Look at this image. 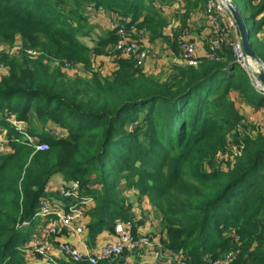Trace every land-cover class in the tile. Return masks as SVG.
<instances>
[{"label":"trees","instance_id":"1","mask_svg":"<svg viewBox=\"0 0 264 264\" xmlns=\"http://www.w3.org/2000/svg\"><path fill=\"white\" fill-rule=\"evenodd\" d=\"M29 1L26 8L21 0H0V37L16 36L36 51L60 54L65 42L56 41L53 33L68 24L63 11L39 18ZM156 1L163 0H79L82 5L70 9L67 19H85L84 5L89 17L101 7L115 16L117 27L143 28L152 40L166 26ZM240 1L253 34L252 49L264 63V38L257 37L264 26V0ZM106 39L115 43L118 36L110 31ZM68 46L84 49L71 39ZM62 56L68 57L66 51ZM7 65V75L0 78V110L19 111L22 120L30 109L43 113V121L58 123L66 136L40 133L46 151L13 144V152L0 155V264H24L19 243L28 239L39 198L54 175L68 171L65 181L78 179L95 202L100 188L90 186L85 176L93 167L114 180L121 172L138 177L136 186L156 203L163 252H182L186 264H211L231 250L237 251L233 264H264V139L241 140L233 164L204 170V162L242 120L232 95L253 106L264 103L232 62L229 49L217 61L204 58L196 67L175 66L164 80L146 75L128 58L118 60L104 78L94 75L72 84L41 58L23 56ZM103 178L102 204L93 203L86 211L94 217L92 234L112 231L118 221L134 222L128 208L112 198L115 183Z\"/></svg>","mask_w":264,"mask_h":264},{"label":"rangeland","instance_id":"2","mask_svg":"<svg viewBox=\"0 0 264 264\" xmlns=\"http://www.w3.org/2000/svg\"><path fill=\"white\" fill-rule=\"evenodd\" d=\"M234 1L237 3L239 10L242 11V2L240 0ZM21 2H23L22 5L27 8L28 5L27 3H25V0H21ZM29 2H31V5L28 8L32 11H35L34 14L39 18L42 17L43 19H46L45 15H51V13L57 12L55 10L63 11V16L66 17V22L68 24L65 25L61 30L53 33V35L55 36L54 39H56V41L63 40V42H65L60 46L62 48V52L66 51L68 57H63L62 52L57 55L44 54L43 52H41V50L36 51L30 47L22 45V42L16 36L8 35L6 37H0V77L7 75V64H15L19 62L20 58L23 56L32 60L41 58L43 60V64L48 65L51 70L59 69L60 72L64 75L65 80L70 84L75 83V81H87L94 75L104 78L115 70L118 60L124 58H128L130 60L132 59L135 62L136 67L141 69V71L143 72V67L145 66L146 61L151 57V48L145 59L138 60L136 59V57H126L122 53L118 52L114 48V42H106V36L108 32H110L108 31L107 24L112 23L115 16L113 14H109L103 8V10L100 12L94 9L92 11L93 15L91 14V16L89 17L87 15L89 11L87 8L88 5H84L83 10L86 16L85 19L76 17L72 20H68V11L73 7L77 8L82 5V2L79 3V0H31ZM56 4H59L60 8L56 6ZM159 5H161V10L158 12L159 14H161V16L164 17L166 21V26L165 28H163L159 36L161 38L167 31L171 36H175V34L184 27L190 28V25L188 23L190 14H192L193 12L199 13L203 9L204 1L199 2L197 0H163L154 2L155 7ZM167 6H169V10L166 9ZM162 9H166V12H164ZM196 10L200 11L197 12ZM95 12H97V14L101 17H96L95 19ZM257 20L258 19H255V21ZM131 29H133V34H131L130 38L138 40L142 37L143 34H146L148 41H151V39H149V34L143 28L131 27ZM252 37L253 35L251 34L250 39H252ZM70 39L83 46L84 49H72L70 46H68V40ZM42 42L43 40L41 41V43ZM166 57L167 56H164V58ZM172 66L173 65H169V67ZM162 67L163 65H160L159 72H157V74H155L153 77H155L156 79L164 80L167 76H169L170 73L166 74L165 69H163ZM106 72L108 73L105 74ZM246 106L248 107L249 113L243 114L239 126H237L234 132L229 135L225 144L218 150L214 157L204 162V170L210 171L214 169H221L225 168L227 163L233 164L235 159L238 158V155L235 154L232 150L229 151L231 145H236L241 142V140L248 137L255 138L257 136L264 139L263 129L256 128L252 125V120H255L257 118V109H259V107L253 106L248 103ZM18 112L19 111L15 110H0V133L3 132L8 136V132L11 131V140L23 136V131L28 136H30L31 140L38 139L37 137L40 133H44L46 136H50L52 138H61L66 136V132L59 126L58 123L43 121V113H37L30 109L27 118L25 120H22L18 119ZM48 123L51 124L49 126H45ZM9 152L7 151L6 153H4V155L9 154ZM223 152L227 153L225 158H221V154ZM67 172L68 171H63L60 174L66 175L68 174ZM85 176H89V178H87L89 180L88 184L90 186H93L95 189L100 188L95 197L94 204L96 205V207H99L104 200V193L102 188L104 186H100V183L104 181L103 177H105V179L111 184L115 183L114 187L110 189V192L112 193V198L116 203L121 201L118 204L119 206H122L121 208H128V211H131L133 209H139L141 205L146 208L147 206H150L151 209L149 210V215L152 218L151 220L154 221L158 218V214L155 211L156 203L154 201H149L148 197L141 193V190L136 186V184L138 185L139 183V180L137 179L138 177L134 174L130 172H121L114 180L112 175H106V173H104V171H101L100 168L93 167L87 171V174H85ZM54 181L55 180H51V183H54ZM129 214L130 216L132 215L131 212ZM93 218L94 217L89 219V224L92 223L91 221L93 220ZM30 229L32 230V228L30 227L28 228V231ZM158 234H161V232L158 231ZM223 236H229V228H227V230H224ZM56 237L57 235L55 236V238ZM26 244L27 243H19L20 248L18 250L21 251L24 264L32 263L36 260V257H34L31 251V248H33L34 246V241L32 240L28 243V245ZM53 246L54 245L51 243L52 248ZM52 255L54 256V252H52ZM220 257L221 255L218 257L217 261L220 260ZM207 258L209 259V257ZM56 259L58 264H76L66 262V260L63 259L62 256L57 257ZM211 264L217 263L216 261H213ZM231 264H233V262Z\"/></svg>","mask_w":264,"mask_h":264},{"label":"built area","instance_id":"3","mask_svg":"<svg viewBox=\"0 0 264 264\" xmlns=\"http://www.w3.org/2000/svg\"><path fill=\"white\" fill-rule=\"evenodd\" d=\"M99 12L102 8L96 9ZM102 14V13H100ZM204 19L210 25V34L207 48L203 57L198 55L196 40L189 27H184L173 36V41L178 51V58L183 66L196 67L202 59L218 60L222 48L228 45L230 56L234 65L241 69L247 76L251 87L257 91L258 81L254 74V69L249 60L244 56L241 49L239 36L236 26L229 12L220 2V0H206L203 6ZM96 17H101L95 12ZM108 31H115L118 39L114 43V48L124 56L136 57L143 60L147 57L150 46L146 34L138 40L130 38L133 29L117 27L114 22L107 24ZM251 36V35H250ZM258 92V91H257ZM263 96L264 92H258ZM261 114L252 125L264 130V103L261 106ZM18 127V126H17ZM20 130V129H18ZM31 146L34 151H46L48 145L40 140H31L23 131L20 138L8 137L5 133H0V155L13 152L12 145ZM234 151L239 155L240 150L237 145H231L229 151ZM226 152L221 154L225 158ZM58 199L52 200L41 196L33 219H39L47 222L46 226L37 235L34 240V246L31 248L35 261L27 264H58L57 259L52 255L54 238L61 232L74 235H81L85 230L86 211L93 205L94 200L90 194L83 192L81 183L78 179H71L59 187L57 190ZM26 223H23V225ZM115 242H105L100 245L94 253L81 251L66 242H58L56 250L70 263L87 262L88 264H127L122 261V256H143L147 252H153L158 256L161 246L156 237L152 234L140 233L132 220L118 221L113 227ZM237 251L225 252L217 264H231ZM171 257L170 264H186L187 257L182 252L178 254L163 255ZM215 263V262H214Z\"/></svg>","mask_w":264,"mask_h":264},{"label":"crops","instance_id":"4","mask_svg":"<svg viewBox=\"0 0 264 264\" xmlns=\"http://www.w3.org/2000/svg\"><path fill=\"white\" fill-rule=\"evenodd\" d=\"M166 9L169 10V6H167ZM166 9L164 10L162 9V10L166 12ZM196 11L199 12L200 10H196ZM188 23L190 25V30H192V33L196 40V44L198 47V55L200 57H203L207 48L209 34L211 31L209 23L204 19L203 9L199 13L193 12L192 14H190ZM257 37L264 38V26H262V28L260 29L259 33L257 34ZM174 44L175 43L173 41V36H171L168 33V31L165 32L161 38L157 37L149 41V46L152 50V54L151 57L146 61L145 66L143 67V72L146 75L154 76L155 74H157V72H159L160 65H163L162 68L165 69L166 74L171 73L172 68L175 66H183L178 58V51L176 49V45ZM225 48L229 49L228 45L224 46L221 52ZM164 56L167 57L164 58ZM169 65H173V66L169 67ZM107 73L108 72H106L105 74ZM232 98L235 102L236 107L240 110L242 116L244 113H249L248 107L246 106L247 104L245 103L244 100H242L235 94H233ZM260 109L261 106H259V109H257V117H259V115L261 114ZM63 175L64 174H60V173L56 174L53 177H51V179L48 181L44 190V195L46 196V198H50L52 200L58 199L57 190L63 184V182H66ZM51 180H55L54 183H51ZM93 207L94 204L90 208ZM140 208L129 211V213L130 212L132 213L131 219L134 220L135 228L140 233H144V234L149 233L154 235L161 246L160 243L161 234H158V231L160 232L158 218L157 219L155 218L156 220L154 221L151 220L152 218L149 215L150 213L149 210L151 209L150 206H147L146 208L141 205ZM89 219L90 216L87 215L85 219V226H84L85 230L83 234L74 235L70 233L61 232L57 235L56 238H54V242H53L54 257L56 258L60 257V254L56 250V244L58 242H66L68 244H71L78 250L88 251L91 254L94 253L96 249L103 243L115 242L116 239L113 235V230L111 231V229H103L100 232L92 234L89 229V221H90ZM46 223L47 222L39 219H33V221L31 222L32 230L30 231L27 241L24 243H27L26 245H28V243L31 242L32 240L34 241L37 235L41 232V230L45 228ZM163 255L169 256L170 254H168L167 252H163V250H159L158 256L153 252H147L140 257L122 256L121 260L126 262L127 264H170L169 260L171 259V257L164 256L163 258Z\"/></svg>","mask_w":264,"mask_h":264},{"label":"water","instance_id":"5","mask_svg":"<svg viewBox=\"0 0 264 264\" xmlns=\"http://www.w3.org/2000/svg\"><path fill=\"white\" fill-rule=\"evenodd\" d=\"M220 2L224 5L233 19L243 54L249 60L254 69V74L258 81L257 91L264 92V63L252 49L251 40L249 39L252 34L251 27L246 24L237 3L234 0H220Z\"/></svg>","mask_w":264,"mask_h":264}]
</instances>
